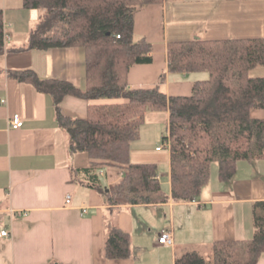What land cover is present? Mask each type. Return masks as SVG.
I'll return each instance as SVG.
<instances>
[{
    "label": "crops",
    "instance_id": "obj_1",
    "mask_svg": "<svg viewBox=\"0 0 264 264\" xmlns=\"http://www.w3.org/2000/svg\"><path fill=\"white\" fill-rule=\"evenodd\" d=\"M8 38L0 55V264H174L182 248L202 251L212 241L244 239L253 234L252 205L264 200V158L239 160L231 179L210 173L199 198L174 201L170 197L169 148L156 147L168 130V110H147L139 136L131 143L130 160L156 164L165 202L110 207L105 197L73 172L86 166L87 155L70 154L67 133L57 123L48 94L28 82H18L7 70L32 69L42 78H60L84 85V52L77 46L23 49L38 16L22 0H0ZM136 38L151 43V62L131 66L129 87L157 84L168 95L191 93L198 73L167 68L166 44L171 40L264 37V0H164L148 3L134 14ZM250 73L264 75V66ZM163 79L158 82L159 75ZM201 78V77H200ZM89 101L66 95L61 111L84 116ZM18 113L22 125L10 127ZM263 117V108L251 110ZM116 172L101 170L109 184ZM103 178V179H102ZM67 196L69 201L66 202ZM86 207L82 212L81 208ZM114 223L131 237V256L108 259L102 244ZM168 228L172 244L157 241ZM256 264H264V251Z\"/></svg>",
    "mask_w": 264,
    "mask_h": 264
},
{
    "label": "trees",
    "instance_id": "obj_2",
    "mask_svg": "<svg viewBox=\"0 0 264 264\" xmlns=\"http://www.w3.org/2000/svg\"><path fill=\"white\" fill-rule=\"evenodd\" d=\"M164 0H22L38 16L23 49L77 46L84 52V86L60 78H42L32 69L7 70L18 82H28L50 96L57 123L67 133L68 153L87 155L86 166L74 169L85 183L101 192L110 207L165 202L167 195L157 167L130 160L131 143L139 136L147 110H168L170 197L199 198L216 163L221 181L232 178L239 160L264 158V75L250 70L264 66V37L203 38L194 36L166 44L169 71L200 73L191 93L168 95L157 84L129 87L127 74L135 64L151 62V43L136 38L135 12ZM0 9V55L5 51ZM163 79L160 74L158 82ZM66 95L89 101L84 116L61 111ZM104 168L116 172L109 184L99 177ZM253 234L244 239L212 241L211 257L196 248L175 252L174 264H256L264 251V200L252 205ZM131 237L114 223L106 230L102 256H131Z\"/></svg>",
    "mask_w": 264,
    "mask_h": 264
},
{
    "label": "built area",
    "instance_id": "obj_3",
    "mask_svg": "<svg viewBox=\"0 0 264 264\" xmlns=\"http://www.w3.org/2000/svg\"><path fill=\"white\" fill-rule=\"evenodd\" d=\"M5 23H4V35H3V39H4V42L7 40L8 38V34L6 32V28H5ZM8 124L10 127H13V128H17V127H20L22 125V119L20 118L19 114L18 113H14L10 118H8ZM163 148V147H169V141L168 140H164L162 141V143L160 145H158L156 148L159 149V148ZM69 196H67V199H66V202L69 201ZM81 211L82 212H85L86 211V207H82L81 208ZM8 231L7 230H0V236H3V235H8ZM157 241L161 244H164V245H170L172 244V234H171V231L168 230V228H161L159 233H158V236H157Z\"/></svg>",
    "mask_w": 264,
    "mask_h": 264
},
{
    "label": "rangeland",
    "instance_id": "obj_4",
    "mask_svg": "<svg viewBox=\"0 0 264 264\" xmlns=\"http://www.w3.org/2000/svg\"><path fill=\"white\" fill-rule=\"evenodd\" d=\"M4 16V15H3ZM206 74L204 72H201L197 74V77H204ZM162 143V142H161ZM160 143V144H161ZM104 170H109L108 168H104ZM211 170L212 172H215L216 170V163H213L212 166H211ZM103 179V178H102ZM201 253L206 257V258H210L212 253H211V248L210 247H207V248H203Z\"/></svg>",
    "mask_w": 264,
    "mask_h": 264
}]
</instances>
